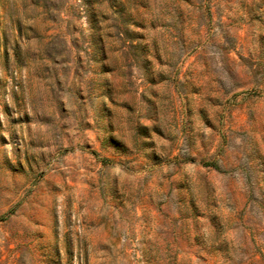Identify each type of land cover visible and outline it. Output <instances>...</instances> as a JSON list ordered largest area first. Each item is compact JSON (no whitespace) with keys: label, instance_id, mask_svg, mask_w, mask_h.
<instances>
[{"label":"rangeland","instance_id":"1","mask_svg":"<svg viewBox=\"0 0 264 264\" xmlns=\"http://www.w3.org/2000/svg\"><path fill=\"white\" fill-rule=\"evenodd\" d=\"M0 264H264V0H0Z\"/></svg>","mask_w":264,"mask_h":264}]
</instances>
